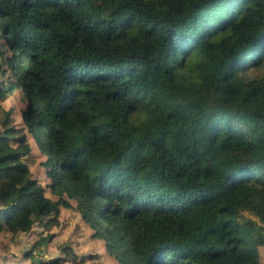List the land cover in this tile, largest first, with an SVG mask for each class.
<instances>
[{"label": "trees", "instance_id": "16d2710c", "mask_svg": "<svg viewBox=\"0 0 264 264\" xmlns=\"http://www.w3.org/2000/svg\"><path fill=\"white\" fill-rule=\"evenodd\" d=\"M0 33V101L19 80L57 196L5 127L0 231L51 228L62 206L118 264H261L243 212L264 223V73L245 72L264 64V0H0Z\"/></svg>", "mask_w": 264, "mask_h": 264}, {"label": "rangeland", "instance_id": "374dc122", "mask_svg": "<svg viewBox=\"0 0 264 264\" xmlns=\"http://www.w3.org/2000/svg\"><path fill=\"white\" fill-rule=\"evenodd\" d=\"M3 45V35L0 33V50L4 48L5 45ZM1 60H3V58L0 55V61ZM3 66L5 67L4 64ZM245 72L248 74H253L255 76L261 75L264 73V64L260 67H249V69H246ZM7 76H12L10 75L9 71H7L5 75H0V80L4 82L0 85V87H7V84H5L9 80ZM17 84L20 85V90H22L21 83L19 80ZM21 96V93H14L8 95L6 100L0 101L1 107L6 110L7 107L12 104L15 106V108H17L16 102H19V100H23L24 103H26V100L24 98L22 99ZM27 105L28 104L21 106L23 107V109L20 110V115L18 114L19 110L17 109L15 112L13 108L11 122L8 126L3 124V113L0 110V132H2L5 127H8L11 128L12 132H14L13 134L15 135V132L19 128L18 124H20V118L22 117L23 111L27 109ZM34 148H36L35 152L31 153L30 155H26L23 159L28 163L32 177L36 178L37 181L44 186L45 194L54 198L53 200H56L57 196L51 194L46 186L47 180L49 182V179L45 174V167L43 164L45 158L42 157L35 142ZM0 203H3V201H0ZM73 203L75 204L74 200ZM63 208L64 207L62 206L59 207V223L55 226H52L51 228H42L43 219L38 220L39 217H34L35 223L32 229L27 233H19L16 235H12L9 231H0V264H36L35 257L52 258L56 256H64L65 254L62 251L63 247H70V249L77 255L84 254L83 252H87L88 255L89 253H91L90 259H95V252H98L101 245L95 246L94 242H92V244L94 245H88V242L90 241V236L87 233L80 234L81 231L78 220H83L79 212H77L73 208L72 210L74 212H72V210H66L65 208ZM243 214L246 217L255 220L262 227L257 232L258 234H260L259 236H264V223H262L254 214H251L247 211H244ZM51 232L54 234V236L50 240L44 241L47 234H50ZM36 242L38 243V245L36 247H33ZM26 251L32 252L34 258L26 257L24 255ZM258 254L261 264H264V244L259 245ZM65 256L67 260L63 261L62 264H72V261L68 260V258L70 259L71 255L67 254ZM84 258H86V260H89L85 264H91V261L88 256ZM84 262L85 261H83L82 264H84Z\"/></svg>", "mask_w": 264, "mask_h": 264}, {"label": "crops", "instance_id": "0c3cea01", "mask_svg": "<svg viewBox=\"0 0 264 264\" xmlns=\"http://www.w3.org/2000/svg\"><path fill=\"white\" fill-rule=\"evenodd\" d=\"M5 45V44H4ZM3 45V46H4ZM0 51H3V55L5 56V55H7L8 53H7V50H6V47L4 46V48H2ZM6 52V53H5ZM5 53V54H4ZM22 89V88H21ZM14 93H21L22 94V96H21V98L23 99L24 97H23V91L22 90H20V86H18V87H16L14 90H13V92L11 93V94H14ZM10 93L9 94H7V96H6V98L8 97V95H11ZM20 96V95H19ZM6 98H5V100H6ZM8 101H9V99H8ZM16 102V101H15ZM26 102V101H25ZM17 103V108H15V106L14 105H12V104H10L9 105V107H12L13 106V108H14V111L16 112V110L18 109L19 110V112H18V114L20 115L21 113H20V110L21 109H23V107H21V106H23V105H26L27 104V102L26 103H24V101L22 100H19V102H16ZM8 108V107H7ZM18 126H19V128H22V130L25 132V134H26V139H27V141H28V144L30 145V149H31V152H30V154L31 153H34L35 152V150H36V148H34V139H33V137H32V135H31V133L30 132H28V130H27V127H26V125H25V122H24V119H23V115H22V117L20 118V124H18ZM36 143V142H35ZM39 150V149H38ZM40 152V151H39ZM41 153V152H40ZM29 154V155H30ZM41 155H42V157H44L45 159H46V156L44 155V154H42L41 153ZM44 159V160H45ZM47 183H48V180H47ZM46 183V184H47ZM48 196V195H47ZM50 199H54V198H52L51 196H48ZM70 202L73 204V205H75L74 203H73V200H70ZM65 208V207H64ZM63 208V209H64ZM66 210H72V208H65ZM72 212H74L73 210H72ZM76 213V212H75ZM78 222H79V227H80V234L81 233H87L90 237H89V242H88V245H94V244H92V242H94L95 243V246H98V245H101V247H100V249L98 250V252H95L96 254H95V259H90V256H91V253H89V255H88V253L87 252H83L84 254H79V256H84V257H87L88 256V258L90 259V261H91V264H100V263H103V264H118V262L113 258V257H111L109 254H108V252L106 251V249H105V246H104V241L102 240V239H100V238H97V237H92L91 236V233H92V230L84 223V221H81V220H78ZM88 247V246H87ZM82 253V252H81ZM114 260H113V259ZM85 262H84V264L87 262V261H89L88 259L86 260V258H85V260H84Z\"/></svg>", "mask_w": 264, "mask_h": 264}]
</instances>
